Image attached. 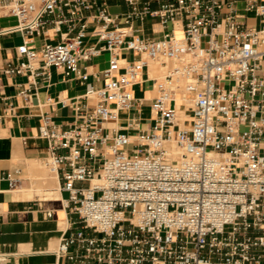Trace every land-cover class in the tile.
<instances>
[{"label":"built area","instance_id":"2783aa9c","mask_svg":"<svg viewBox=\"0 0 264 264\" xmlns=\"http://www.w3.org/2000/svg\"><path fill=\"white\" fill-rule=\"evenodd\" d=\"M126 1L113 13L100 0H0V17L17 20L0 34L24 35L0 80L25 76L26 103L51 67L86 85L68 127L41 114L46 166L80 223L49 264H264V0ZM148 18L161 37L140 35ZM90 21L100 44L85 42ZM103 51L96 84L81 62ZM146 72L149 116L134 92ZM19 171L0 178L16 188ZM13 255L0 251V264H38Z\"/></svg>","mask_w":264,"mask_h":264},{"label":"crops","instance_id":"0c3cea01","mask_svg":"<svg viewBox=\"0 0 264 264\" xmlns=\"http://www.w3.org/2000/svg\"><path fill=\"white\" fill-rule=\"evenodd\" d=\"M105 1L111 12H125L129 5L126 0ZM152 5H159L153 0ZM92 10H85L90 14ZM157 19L148 18L138 22L140 35L144 37H161L163 33L154 32L152 24ZM17 24L14 17L1 16L0 28ZM95 22L90 21L85 42L100 44L98 37L93 34ZM157 26V24L155 25ZM31 45L37 49L45 40L42 33L35 34ZM24 42L21 31L0 34V64L12 59L17 52V46ZM129 55V54H124ZM110 53L103 51L89 60L81 62L90 72L89 81L101 84L103 71L109 66ZM51 82L49 86L42 85L33 95L31 102L26 103L17 95V82L25 81L26 77L3 75L0 80V174L19 169L17 177L22 181L16 188H11L7 179L0 178V251L14 254L12 259L24 263L49 264L56 260L54 254L63 234L80 225L78 215L66 210L63 198L66 192L59 189V198H48L46 193L51 187H41V177L46 174L44 165L49 156L47 140L40 136L39 125L41 114L50 113L53 120L62 127H68L75 120V112L70 101L84 94L86 85L78 78L66 79L63 73L55 67L50 68ZM144 81L134 86L137 98H145L144 112H148L150 98L154 95L152 82L144 74ZM48 98H53L48 101ZM12 103L13 111L6 113V106ZM136 115V110L130 112ZM125 114L121 123L124 124ZM149 123L144 121V125ZM39 174V175H38ZM59 182V177H56ZM32 188V198L16 197V191ZM42 191V194L37 192ZM52 189H54L52 187ZM49 212L52 216H49ZM50 249V250H49ZM52 249V250H51ZM48 250V251H47Z\"/></svg>","mask_w":264,"mask_h":264},{"label":"rangeland","instance_id":"374dc122","mask_svg":"<svg viewBox=\"0 0 264 264\" xmlns=\"http://www.w3.org/2000/svg\"><path fill=\"white\" fill-rule=\"evenodd\" d=\"M255 20H253V19H250L249 20V22L250 23H252V22H254ZM129 57L130 58H132L133 57V55L132 54H130L129 55ZM153 69H157L158 70V68H157V66H154V67H152ZM161 71H160V69L158 70V72L157 73H160ZM145 113V116H148V112H144ZM44 170H45V172H46V174H44L42 177H41V180H42V182H43V184H41V187H51V189L50 190H52V191H55L53 194H50L49 193V191L46 193V196L47 197H52L53 199L55 198V197H60V193L58 192V184H51V181L53 180V173H51L50 172V170L48 169V167L46 166V165H44ZM44 178V179H43ZM85 184H87V183H85ZM52 187L54 188V189H52ZM37 192L39 193V194H42V191L41 190H39V189H37Z\"/></svg>","mask_w":264,"mask_h":264},{"label":"bare ground","instance_id":"6f19581e","mask_svg":"<svg viewBox=\"0 0 264 264\" xmlns=\"http://www.w3.org/2000/svg\"><path fill=\"white\" fill-rule=\"evenodd\" d=\"M177 34L180 35L181 32L177 31ZM155 72H158L157 69H153ZM161 73V72H160ZM39 175V174H38ZM53 180L51 181V184H58L59 182H57V175L55 173H53ZM44 179V178H43ZM55 191L50 190L49 193L53 194ZM34 196V191L32 190V188H23L19 191H16V197H23V198H32ZM48 198H52V197H48ZM55 198H59V197H55ZM54 198V199H55ZM50 250V249H49ZM52 250V249H51ZM48 251V250H47Z\"/></svg>","mask_w":264,"mask_h":264}]
</instances>
